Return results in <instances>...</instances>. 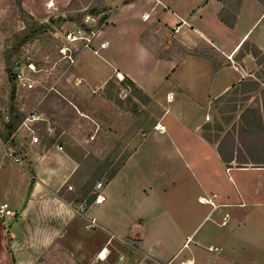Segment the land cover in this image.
I'll use <instances>...</instances> for the list:
<instances>
[{"label":"crops","instance_id":"obj_1","mask_svg":"<svg viewBox=\"0 0 264 264\" xmlns=\"http://www.w3.org/2000/svg\"><path fill=\"white\" fill-rule=\"evenodd\" d=\"M14 1L0 0V22L18 13ZM21 1L28 14L44 23L65 17L73 0ZM99 1L109 18L91 48L58 83L59 93H49L39 105L48 120L33 126L39 144H32L28 131L19 127L8 150L22 166L0 145V205L8 203L13 212L0 217V264H40L49 249L59 250L63 260L85 262L109 241L139 233L144 248L163 247L161 237L150 233L162 222L150 219V212L161 207L157 193L175 169L191 162L194 178L212 180L206 170L210 161L191 154L197 146L180 129L179 120L190 113L200 117L192 127L198 147L212 150L224 172L232 169L221 159L218 142L205 139L203 126L211 104L250 82L260 67L251 53L241 52L250 42L264 53V27L257 31L264 4L236 0L233 13V0ZM175 44L187 53H179ZM165 51L170 58L160 57ZM116 77H127L150 99L143 104L132 98L140 106L137 116L108 98L107 83L121 82ZM34 92L42 98L41 90ZM167 118L178 125L173 127ZM113 146L127 152L118 165ZM114 165L117 173L108 181ZM103 179V188L96 190ZM98 193L104 200L87 207V198ZM219 197L200 195L197 200L220 210L230 200ZM148 222L154 224L152 231L146 229ZM137 225L139 231L133 229Z\"/></svg>","mask_w":264,"mask_h":264},{"label":"rangeland","instance_id":"obj_2","mask_svg":"<svg viewBox=\"0 0 264 264\" xmlns=\"http://www.w3.org/2000/svg\"><path fill=\"white\" fill-rule=\"evenodd\" d=\"M236 4V0L231 2L233 13ZM85 13L87 12H72L69 15L73 19L80 18L82 25L85 22ZM72 23L77 24L68 20L60 25H51L49 30L22 44L12 57V72H16V63L23 61L26 50H30L36 67L40 70L34 76L37 80L45 82L47 71L54 67L52 71L58 74L63 65V62H58L62 57L60 50L67 45L64 32L72 28ZM25 27L26 24L18 13L12 14L6 22H0V131H2V119L7 117L12 93L15 90L14 83L7 73L3 55L7 45L10 50L23 38L21 36L17 39L16 36L21 35ZM263 27L264 21L257 31ZM252 47L256 46L250 42L244 43L241 53L249 52ZM259 66L252 80L259 81L264 89V64ZM116 79L121 80L117 77ZM239 89V87L232 89L223 100L211 104L209 117L206 120L210 126L204 131L212 140L217 136L221 139L228 132L233 133L241 157L246 153L249 144L248 139L243 134L240 135L241 114L247 107L257 106L255 101L258 94L244 95ZM40 95H36L35 92L18 94L15 90L14 105L20 112L23 109V113L28 114L41 100ZM119 96L123 100V109L137 116L140 106L129 100V92L121 90ZM198 117L190 113L189 117L182 118L179 120L180 129L190 144L197 146L191 154L198 158L206 156L210 161L206 170L212 175V180L210 179L209 183H201L194 178L191 166H194L195 162H191L190 165L175 169L171 180L165 184L162 191L157 193L156 200L161 202V207L157 211L150 212V219L153 222L165 221V224L156 223L155 231L151 229L153 223L150 226L148 222L145 226L147 230L152 231L150 232L152 235L161 237L163 247L144 248L139 233L138 236L136 234L138 238L131 236L121 240L116 239V242L112 243L109 241L97 257L85 262L74 258L63 260L59 250L49 249L40 264H264V167L248 165L238 168L234 164L230 171L224 172L221 162L214 161L212 150L206 152L198 147L196 130H192V127L200 121ZM167 121L173 127L178 125L174 120L167 118ZM0 145L4 152L7 151L8 144L2 142ZM111 152L114 158L119 159L116 165L120 164L127 155V152H122L118 146H113ZM116 165L109 168L106 179L108 174L116 169ZM104 181L106 180L103 179L102 183ZM147 194L151 196L149 189ZM152 194L154 196L155 192ZM212 194H219L221 199L229 198V205H222L220 210H212L211 206L197 200L200 195ZM225 214L228 215L224 218ZM138 228H140L138 225L133 227L139 231ZM89 233L91 231L87 230L86 235L88 236ZM105 237L108 235L106 234Z\"/></svg>","mask_w":264,"mask_h":264},{"label":"trees","instance_id":"obj_3","mask_svg":"<svg viewBox=\"0 0 264 264\" xmlns=\"http://www.w3.org/2000/svg\"><path fill=\"white\" fill-rule=\"evenodd\" d=\"M132 0H127L130 2ZM264 4V0H258ZM14 8L17 10L20 18L26 24L25 30L23 33L18 34L16 38L23 36L12 49L8 50V45L4 51V61L7 73L11 82L14 83V73L12 72V57L14 53L24 44L27 40L32 39L39 35L40 33L49 30L51 25H60L65 23L66 21L70 20L73 22L80 23V18L73 19L69 14L72 12H87L86 15L91 16H99L101 23H106L109 15H108V8L103 5V3L99 0H73L69 7L65 9V17H57L51 18L49 22L40 23L36 21L30 14H28L22 7L21 0L14 1ZM81 24V23H80ZM177 47V51L182 55L187 53V49L184 47L175 44ZM249 52L257 59V63L259 65L264 64V53L257 47L250 48ZM170 51L163 52L160 57L168 59ZM127 88L130 90V98H135L136 100L140 101L143 104H148L150 99L145 96L141 90L137 88V86L131 82L130 79L125 77L122 79L119 85H116L114 82L110 81L107 83V93L108 98L113 100L115 104L121 106L123 104V100L120 98L119 93L121 92V88ZM239 91L244 95H250L253 93H257L258 96L256 97L255 105L247 107L241 114L240 119V126H241V134L244 135L247 139L249 144L246 147V153L242 154L240 157L238 152L239 149L236 146V137L233 133L228 132L223 138L220 139V136H217L215 140H212L210 135H207L204 131V137L209 142H218L217 150L221 159L225 163L228 169L233 168V163H236V167L242 168L247 167V164L252 163V167H264V89H262L261 83L259 81L251 80L250 82H244L240 85ZM115 93V94H114ZM15 100V90H13L11 103L8 107L7 117L2 119V131H0V139L4 144L13 143V136L16 131L21 126L25 115L20 112L16 106L14 105ZM223 100L220 99L219 101ZM218 101V102H219ZM234 112V111H233ZM7 118V119H6ZM228 122V121H227ZM210 125L207 123L203 126V130H206ZM220 139V140H219ZM106 170V169H105ZM118 169H114L111 171L108 176L107 180L111 181ZM93 183L88 184V187L91 186ZM62 192V191H61ZM97 195H92L87 198L86 205L91 206L96 201Z\"/></svg>","mask_w":264,"mask_h":264},{"label":"built area","instance_id":"obj_4","mask_svg":"<svg viewBox=\"0 0 264 264\" xmlns=\"http://www.w3.org/2000/svg\"><path fill=\"white\" fill-rule=\"evenodd\" d=\"M72 24V28H69L64 32V39L67 42V45L60 50L62 57L58 60V62H63V65L61 66V70L58 71V74L52 71L55 68L54 67L47 71L45 82L37 80L34 76L35 74H38L40 70L37 69L30 50H26V55L23 61H19L16 63L17 70L14 73V87L16 92L18 94L34 92L37 90H41L43 92L41 100L36 104L34 108H32V111L30 113L25 114L22 111L23 109H21V112L25 115V118L20 127H24L31 135L32 144H39L40 142V138L33 128L34 124L37 122L48 123V120L39 111V104H41L40 102H42L45 96L51 92L59 93V91L57 90L58 83L75 65L77 58L84 51L91 48L94 40L97 38L106 23H101L99 16L95 17L86 15L85 22L82 25H78L76 23ZM23 106H25V104ZM4 148L6 149V146ZM58 148L62 150V147L59 146ZM7 153L14 158L17 164L21 166L23 165V163L19 159L14 157V153L11 149H9ZM103 185L104 184L102 182H98L96 184V190H101L103 188ZM103 200L104 199L102 195L98 193L95 202L101 203ZM85 209L86 207H84L82 211H85ZM12 215L13 212L10 209L9 204L2 203L0 205V217L5 218ZM93 223L94 220L92 221V224Z\"/></svg>","mask_w":264,"mask_h":264},{"label":"bare ground","instance_id":"obj_5","mask_svg":"<svg viewBox=\"0 0 264 264\" xmlns=\"http://www.w3.org/2000/svg\"><path fill=\"white\" fill-rule=\"evenodd\" d=\"M207 203H209L208 201H206Z\"/></svg>","mask_w":264,"mask_h":264}]
</instances>
